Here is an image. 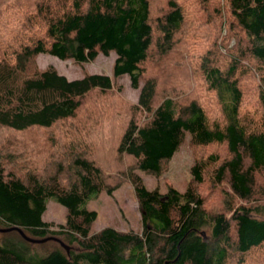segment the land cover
Listing matches in <instances>:
<instances>
[{
	"label": "trees",
	"instance_id": "obj_1",
	"mask_svg": "<svg viewBox=\"0 0 264 264\" xmlns=\"http://www.w3.org/2000/svg\"><path fill=\"white\" fill-rule=\"evenodd\" d=\"M227 4L244 41L225 62L216 51L200 55L201 85L213 94L219 109V117L212 118L196 96L168 95L156 103L157 80L145 70L153 51L173 55L187 18L179 0H168L156 14L152 0H0V127L17 132L53 128L76 116L89 94H107L114 89V78L129 75L140 94L117 149L132 157L138 170L161 174L163 163L173 158L188 133L194 145L226 144L230 154L196 161L192 183L184 192L172 186L164 193L150 190L131 170L141 232L112 226L92 231L98 213L87 201L118 187L103 175L109 166L105 141H99L104 151L100 162H82L97 175L71 170L72 185L36 180L31 187L0 173V228L17 226L38 239L64 234L70 243L68 252L48 247L50 241L31 242L18 230L0 231V264H251L253 259L264 264V207L249 202L257 193L264 197V185L257 181L258 175L264 176V0ZM111 52L116 53L113 77L89 73L69 79L53 66L34 68L35 57L42 53L81 64ZM248 56L256 69L245 66ZM258 68L261 111L254 119L243 113L241 74ZM139 111L149 115L143 122L136 117ZM208 180L215 186L228 180L246 203L232 207L230 216L210 212L199 190ZM49 198L67 208L60 230L43 218Z\"/></svg>",
	"mask_w": 264,
	"mask_h": 264
},
{
	"label": "rangeland",
	"instance_id": "obj_2",
	"mask_svg": "<svg viewBox=\"0 0 264 264\" xmlns=\"http://www.w3.org/2000/svg\"><path fill=\"white\" fill-rule=\"evenodd\" d=\"M179 1L187 11V18L183 30L177 35L173 55L161 56L156 50L153 51L149 62L145 64L147 77H155L157 80L156 103L168 95L184 98L196 96L206 105L210 117L217 118L219 109L213 94L201 85L199 58L208 50L216 51L223 62L227 61L225 58L232 50L241 48L243 32L232 23L227 0ZM167 2L168 0H152L154 14L159 13ZM115 58V52L109 55L100 53L94 61L80 64L71 59L63 60L55 55L42 53L35 57L34 68L43 70L53 66L69 79L81 78L89 73L113 77ZM244 64L248 68H257L250 56L244 59ZM241 76L245 93L243 113L257 119L261 111L259 91L263 82L262 73L258 68ZM114 83V89L107 94H89L76 116L59 121L53 128L33 127L17 132L0 127V173L8 178H20L31 187L36 180L72 185L71 170L85 172L92 177L97 175L94 170H85L82 162L89 158H99L100 162L104 151L101 150L99 141H105V158L109 166L104 167L103 175L109 185L118 187L111 194L102 191L87 201L86 206L98 213L92 231L112 226L118 230L141 232L142 212L134 185L129 180L128 174L131 170L142 177L150 190L158 188L164 193L172 186L184 192L192 183L191 168L196 161L206 160L210 154H216L221 159L228 158L230 154L226 144L194 145L188 133L173 158L163 163L161 174L154 175L138 170L135 160L119 153L117 145L134 115L140 88L131 85L129 75L114 78ZM136 117L143 122L149 115L139 111ZM55 140L56 145L53 144ZM257 181L264 185V176L258 175ZM199 190L204 195L210 212L223 211L230 216L232 207L246 203L234 194L228 180L220 186H215L208 180L199 186ZM251 199L249 202L255 203L261 209L264 207L261 193L255 194ZM262 216L264 217V212ZM43 218L53 224L54 230H60V225L67 219V208L55 198H49ZM48 241V247L65 248L62 243H69L64 234H51ZM260 258L264 263V256L260 255ZM251 264L258 263L253 259Z\"/></svg>",
	"mask_w": 264,
	"mask_h": 264
},
{
	"label": "water",
	"instance_id": "obj_3",
	"mask_svg": "<svg viewBox=\"0 0 264 264\" xmlns=\"http://www.w3.org/2000/svg\"><path fill=\"white\" fill-rule=\"evenodd\" d=\"M10 230H18L22 234V236L24 238H26L27 240H29L31 242H45V241H48L50 239V237H45V238H42V239L30 237V236H28L25 233V231L22 228L17 227V226L16 227H11V228H6V229L5 228H0V231H10ZM62 244L67 249V251L69 252L70 247L68 245L64 244V243H62Z\"/></svg>",
	"mask_w": 264,
	"mask_h": 264
}]
</instances>
